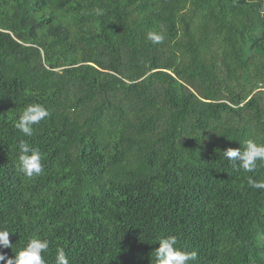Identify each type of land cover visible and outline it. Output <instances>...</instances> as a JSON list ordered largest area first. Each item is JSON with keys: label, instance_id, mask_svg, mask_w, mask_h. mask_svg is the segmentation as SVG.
<instances>
[{"label": "trees", "instance_id": "16d2710c", "mask_svg": "<svg viewBox=\"0 0 264 264\" xmlns=\"http://www.w3.org/2000/svg\"><path fill=\"white\" fill-rule=\"evenodd\" d=\"M103 9L97 16L95 9ZM163 31V43L146 39ZM50 116L32 137L24 107ZM264 143V0H0V228L54 264H264V165L221 153ZM38 148L41 175L18 170ZM0 264H4L0 261Z\"/></svg>", "mask_w": 264, "mask_h": 264}, {"label": "clouds", "instance_id": "9594fccd", "mask_svg": "<svg viewBox=\"0 0 264 264\" xmlns=\"http://www.w3.org/2000/svg\"><path fill=\"white\" fill-rule=\"evenodd\" d=\"M94 11L97 16L104 14L103 9L100 8ZM145 36L154 45L163 43L165 39L163 31H148ZM49 116V111L43 105L30 103L24 107L14 126L25 137H32L34 126L39 125ZM221 155L232 170L252 173L259 165H264V143L248 139L239 148H228ZM18 170L29 179L41 175L44 171L39 149L24 140L18 144ZM247 184L253 189L264 190V181L258 182L251 176ZM10 233L7 228H0V248H12L13 244L9 240ZM49 243L48 239L35 236L26 237L24 244L16 250L12 257H6L5 254L0 253V261L4 264H46L42 254L49 249ZM157 243L154 264H189L190 261L196 259V252L183 251L178 247V240L174 235L161 236ZM54 264H69L63 247L55 249Z\"/></svg>", "mask_w": 264, "mask_h": 264}]
</instances>
